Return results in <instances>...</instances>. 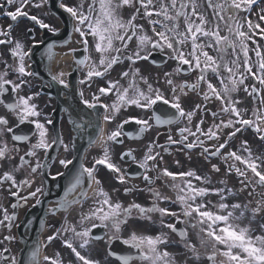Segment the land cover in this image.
<instances>
[{"label": "snow or ice", "instance_id": "1", "mask_svg": "<svg viewBox=\"0 0 264 264\" xmlns=\"http://www.w3.org/2000/svg\"><path fill=\"white\" fill-rule=\"evenodd\" d=\"M46 3L48 0H0V16L13 22L19 18H27L41 29L58 31L38 15L30 14V9H40ZM258 4L259 10L255 11L254 6ZM10 7L12 10H9ZM58 7L74 21L72 30L80 37L77 42L85 53H89L74 59L76 70L85 69V74L79 81L81 85L90 86L95 78L106 77L115 65L128 62V70L119 73L120 78L127 81L126 86L121 84L120 79H108L105 81L106 86L97 87L91 99L85 98L84 91L81 90L79 94L82 103L90 109L96 108L101 97L114 94L115 98L111 103L101 105L105 110V122L115 120L123 109L130 107L150 111L151 115L148 118L128 116L108 134H105L103 128L100 129L97 140L92 143H99L101 155L93 160L91 167H86L81 162L68 188V191L76 190L87 178L89 188L96 185L93 206L80 214L76 224H70L66 217L61 228L47 237V243L60 239L62 245L73 254L77 264H101L100 260L85 253L93 241L102 239L93 233V229L102 228L106 230L105 237L109 243L122 239L123 244L137 250L136 255H118L109 250L107 255L116 257L120 264H135L136 261L140 264H181V259L182 264H188L189 259L200 264L203 257H206L209 264H264V223L258 224L256 228L251 226L257 219L264 218V154L254 155L247 140H243L238 148H229L230 141L247 129H251L254 136L264 142V0H78L73 4L59 0ZM126 11L127 16L124 14ZM141 20L148 25L147 28L145 23L137 22ZM12 32V23L6 27L0 26V46L7 47L13 59L12 64L0 59L4 64V68L0 70V105L17 120L16 125L9 126V119L0 115V166L3 161L14 160L16 157L13 153L20 152L15 143L10 147L4 139L7 134L13 133L14 127L18 128L29 122L35 125L36 137L35 143H30L24 155L19 156L20 163L0 174V189L15 198L11 207L16 209L22 203L27 204L29 198L35 199L36 204H39L37 197L43 194V188L36 187L35 190L28 191L27 195H21L22 189L31 188L33 184V180L27 176L17 179V174L24 165L28 164L30 167L29 176L44 167L39 161L34 166L30 165L25 156L35 157L38 150L47 153L57 143L67 152L69 145L64 144L62 137L49 140V128L46 125H51L52 120L42 122V113L33 102L40 96V92L21 94L23 87H31L26 78L36 74L28 70L29 65L26 63V59L32 54V47L26 49L25 44L13 37ZM133 41L135 49L127 54ZM36 43L43 41H34L33 47ZM47 47L51 58L52 45ZM90 50L95 52L96 59ZM210 50L216 54H210ZM70 51L75 52L76 49ZM154 52L165 53L168 60L176 62V67L171 72L163 73L164 83L168 87L167 95L135 67L138 61H148ZM2 56L0 53V57ZM10 71L16 74L15 79L8 78ZM186 71L198 72L195 82L177 83L173 79ZM209 73L216 78L219 87L209 79ZM65 75L67 74L61 71L52 75L51 79L67 88L69 85L64 79ZM249 80L252 81L250 85L247 83ZM202 84L206 86L202 93L203 102L215 99L220 107L218 112H211L213 123L207 130L202 128L205 123L203 115L193 130V118L198 113L206 114L210 110L202 103H196L188 110L182 106V97H187L189 92H198ZM241 88L254 102L250 115L249 109L237 107L242 101L233 99V94ZM5 94L9 96L5 97ZM10 94H15V98L11 99ZM158 104L165 106L163 112L156 107ZM218 114H228L229 118L216 123ZM181 120L186 122V126L177 129L179 139H174L169 130L165 144H159L156 139L151 140L145 145L139 158L131 148L120 154L122 161L130 158L127 162L144 170L143 181L147 185H152L159 179H165L167 183L170 178L172 183L168 186L175 193V200L156 188H138L133 185L125 186L124 193L146 191L152 194L153 202L150 207L134 201L127 206L119 200L114 201L97 172L99 167L106 168L121 185H127L135 178L113 160L110 147L111 144H123L119 139L122 136L133 137V133L124 132L125 125L134 122L138 127L134 138L139 139L154 124L173 125ZM225 129L231 130L224 132ZM159 135L157 132V136ZM189 137L193 139L190 141ZM222 137L223 142H220ZM11 140L29 141L30 137L13 134ZM205 141L217 143L206 146ZM170 145L182 146L178 148L179 151L198 147L206 160L220 157L226 165L225 175L234 174L238 178L239 188L236 191L247 192L252 199L246 203H228L226 201L234 194V189L227 186V180L219 181L223 187H207L205 185H210L211 179L198 175L193 169L173 172L167 167H161L164 161L162 152H168ZM224 149L228 150L222 152ZM59 164L68 168L73 164V159H59ZM211 170L216 173L221 171L217 164H212ZM152 171H156L155 177L149 175ZM193 178L200 186L193 183ZM82 195L87 198V192ZM210 195L218 196L219 200L213 204L207 200ZM159 201L179 204L180 210L161 207ZM71 203L80 201L74 200ZM152 214L159 215L160 227L168 229V232L147 234L129 227L132 221H150L154 224ZM0 216V227L10 229L16 219L15 211L9 212L8 208L0 204ZM246 217L248 225L241 226L240 221ZM165 218L181 221L196 229L199 247L189 239L186 228L178 231L177 223H166ZM124 229L129 231L126 238L121 237ZM177 232L180 240L171 239L169 233ZM65 233L71 235L65 236ZM14 239L11 234L3 237L4 241ZM170 246H182L185 252L192 255H178L169 251ZM40 247L37 245L29 253L28 264H41ZM9 251V248L0 250V260L4 264H21L15 255H4ZM42 264H65V261L57 251L54 255H44ZM67 264H72V261H67Z\"/></svg>", "mask_w": 264, "mask_h": 264}, {"label": "flooded vegetation", "instance_id": "2", "mask_svg": "<svg viewBox=\"0 0 264 264\" xmlns=\"http://www.w3.org/2000/svg\"><path fill=\"white\" fill-rule=\"evenodd\" d=\"M9 10H12L11 7L9 8ZM30 14H34V15H38L41 19H43L45 21V23H48L49 25H51V27L58 29L61 26V21L59 20V18H57L55 15L51 14L49 12V10L47 9L46 5H44L42 8L40 9H36V8H32L30 9ZM125 16H127V11L124 13ZM138 23H145L143 21H137ZM12 23L13 24V32L12 35L13 37H15L16 39L21 40L24 44L26 49L29 47H32V54L30 56V58L26 59V63L29 65L28 70L29 71H34L35 70V66L38 68L40 65V52L44 43V40H49V34L53 31L47 30V29H41L39 28L38 25H36L33 21L27 19V18H19L17 21L13 22L8 18H5L3 16H0V26L6 27L7 24ZM145 27L147 28V24L145 23ZM34 41H43V43H36L35 46L33 47ZM73 45H75L74 43H71ZM75 46L79 47L81 46L79 43H77ZM135 49V42L133 41L131 43V46L128 50L127 54H131V52ZM0 53L3 54L2 57H0V59L2 60H6L9 64L13 63V59L10 55V53L7 50V47L5 46H0ZM33 56V57H32ZM68 61L65 60H61L59 62H57L54 66V73L56 74L57 71H59L63 66L68 65ZM122 66L120 68V71L123 70H128V62L127 61H123ZM135 67H138L141 71V74L147 76L149 78L150 81H153L154 79H156V81L154 82H160L161 80L164 81V76L163 73L164 72H169L170 68L169 67H164L160 70H155V68L149 64L148 61H138L135 65ZM4 68V64L2 62H0V70H2ZM117 65L114 66L113 70L110 71V73L103 78H99V79H94L91 82V85L89 86L88 84H86V92H87V96L89 99H91V95L93 93H95V87L97 88L100 85H104L105 81L108 79H115L116 77V73L117 71ZM83 76L85 74V69H83L82 71ZM198 75V72H194L192 71L191 73H189L187 76L185 75H179V80L181 83L184 82L185 80L188 81L189 83L195 82L196 80V76ZM16 74L12 73L11 71L9 72V77L10 79H15ZM82 76V78H83ZM26 79L29 80L31 87H23L21 94H31L32 92H40V96L36 97L34 99L33 102H35L38 105L39 110L41 111L42 115L40 117L41 121L44 122L46 119H52L51 118V111L54 107V101L46 94H42L41 93V88L42 86V80L39 77H27ZM64 79L66 80V75L64 77ZM96 84V86H95ZM47 87V85L45 86ZM83 90H84V96H85V85L83 86ZM189 94L192 96L191 100L192 102L194 101V103H201V88L199 89L198 92H189ZM114 94H109V96L105 99L107 100L109 103L112 102V100L114 99ZM101 100H103L101 98ZM189 107L191 109V102L189 104ZM0 115H4L6 116L10 123L9 126H13L17 123V120L15 119V117L8 112L7 109H5L2 105H0ZM219 115V114H218ZM128 116H138V117H143V118H148V116L146 114H143L140 109H137L135 107H130L128 109H123L121 111V113H119L116 117L115 120L110 122L111 125V129L114 130L116 128V125L123 119L127 118ZM201 114L198 113L196 117L193 118V130H195V124L198 122V120L200 119ZM204 119H205V123L202 125L203 128H207L208 126H210L213 123V117L210 116L208 113H206L204 115ZM215 122L217 123V118H215ZM49 128V140L52 139V128L51 125H46ZM180 127H184V126H180ZM34 132H35V125H34ZM30 137L29 141L17 144L15 142H13L11 140V136L12 134H7L4 139H6L9 143V146L11 147L13 143H15L19 148H20V152L18 154L13 153V155L16 157L14 160L12 161H3L2 162V166H0V174H2L3 171L5 170H10L14 165L19 164V156L20 155H24V153L27 151L29 144L30 143H35L36 141V137L34 135ZM63 133V132H62ZM148 133V132H146ZM169 133V129H166V131H163L159 136H157V141L160 144H165L163 143L165 140V138L167 139V134ZM199 135V134H198ZM155 137V132L152 130L149 134H146L144 136V138L142 140H133V141H129L128 145L121 151H126L127 149L131 148L134 149L135 152L134 154L139 158L143 151H144V147L147 143H149L151 140H153ZM190 141L193 139L192 137H189ZM201 139H204V137H201ZM217 143L216 141H205V145L207 144H214ZM173 149V148H172ZM159 150V149H158ZM165 154V152H163ZM180 153H183L186 157H183V164H195L196 160L201 164L202 160H203V156L201 155V149L198 150V153H195V156H189L187 153L180 151ZM44 154L45 152L43 150H38L37 151V155L35 157L32 156H25V160L29 162L30 165L34 166L35 163H37V161H39L40 163L42 162L43 158H44ZM205 160V164H213L216 163V158H209V159H204ZM55 164L56 162H54L51 167H50V173L51 174H56L55 172ZM30 173V167L28 164L24 165V167L21 169V172L17 174V179H22L24 177H28L30 179L33 180V184L31 186V188H25L21 190V195H27L28 191H32L35 190L36 187H42V178H41V174H40V169L32 174L31 176H29ZM149 175L155 177L156 176V171H152L149 173ZM139 181V180H136ZM139 188H145V187H153L158 189L161 193H163V179H159V180H155V182L152 185H147L141 181ZM7 187V185H5V188ZM132 194H134L131 197V202H136V203H140L141 205L145 206V207H150L152 202H153V197L152 194L148 193V192H139V191H134ZM39 196V195H38ZM38 198V197H37ZM35 201V199L33 198H29L27 204H23L22 206L19 207V213L22 212L29 206L31 205L33 202ZM130 202V203H131ZM162 202V201H159ZM0 204H3L4 207L8 208L9 210V194L6 191H3L2 189H0ZM135 215V212H134ZM153 216H155L156 214H152ZM0 218H2V216H0ZM11 234V228L7 229L4 227H0V246H9L11 244V241H4L3 237L6 235Z\"/></svg>", "mask_w": 264, "mask_h": 264}, {"label": "rangeland", "instance_id": "3", "mask_svg": "<svg viewBox=\"0 0 264 264\" xmlns=\"http://www.w3.org/2000/svg\"><path fill=\"white\" fill-rule=\"evenodd\" d=\"M243 220V219H242Z\"/></svg>", "mask_w": 264, "mask_h": 264}]
</instances>
